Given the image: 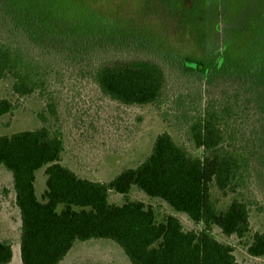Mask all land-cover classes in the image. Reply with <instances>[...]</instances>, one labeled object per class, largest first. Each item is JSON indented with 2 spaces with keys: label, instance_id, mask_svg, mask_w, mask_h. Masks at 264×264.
Listing matches in <instances>:
<instances>
[{
  "label": "trees",
  "instance_id": "16d2710c",
  "mask_svg": "<svg viewBox=\"0 0 264 264\" xmlns=\"http://www.w3.org/2000/svg\"><path fill=\"white\" fill-rule=\"evenodd\" d=\"M96 1L0 0V28L11 39L24 38L30 48L48 54L57 40L87 55L108 52L113 44H137L156 50L160 61L176 56L182 72L197 74L202 85L197 117L187 128L194 148L163 132L142 162L99 182L62 165L60 127L44 124L0 135V168L11 174L20 215L21 263L59 264L76 242L104 239L115 243L130 264H243L232 245L215 238V228L225 238L238 239L251 257H264V233L249 234V203L237 196L257 174V163L264 161V29L246 32V17H241L245 25L221 28L218 20L223 16L210 4L201 10L198 34L187 16L176 17V12L165 19L175 20L177 31L164 25V11H151L155 27L150 29L139 23L136 13L110 14L95 9ZM210 9L215 30L206 23ZM176 42L182 45L175 47ZM24 54L19 45L0 42V81L10 78L12 92L20 96L39 90L42 80L38 62L26 61ZM92 80L104 95L123 105H158L166 73L156 61L130 59L97 66ZM212 88L218 94L210 97ZM12 108L11 102L0 100V116ZM47 112L56 119L55 105L48 104ZM234 119L239 128H253L246 145L236 144L230 127ZM40 169L45 189L39 197L35 183ZM133 188L164 201L200 229L185 230L174 215L158 219L151 205L129 197ZM111 192L121 195L123 203L110 202ZM228 196L229 203L222 204ZM12 258L11 243L0 241V264Z\"/></svg>",
  "mask_w": 264,
  "mask_h": 264
},
{
  "label": "rangeland",
  "instance_id": "374dc122",
  "mask_svg": "<svg viewBox=\"0 0 264 264\" xmlns=\"http://www.w3.org/2000/svg\"><path fill=\"white\" fill-rule=\"evenodd\" d=\"M92 4L96 5L95 9L110 14L125 13L130 16L136 13L139 23L150 29L155 27L150 24L154 20L153 16H149L151 11H164V19L176 12V17L187 16L189 27L197 34L200 33L199 17L201 20L203 18L201 10L204 5L210 4L214 6L213 11L218 10L223 16V19L218 20L221 28L227 24L245 25L241 23V17H246V32L255 34L257 29H264V0H97ZM211 12L212 9L208 12L206 23L210 24V29L215 30L216 22L213 26ZM165 20L163 22L166 27L171 25L172 30L177 31L178 24H174L175 20ZM214 20H217L215 15ZM241 29L244 30V27ZM13 38L0 28L1 43L19 45L25 51L26 61L35 58V62H38L41 88L30 95L20 96L12 92L10 78L0 81V100L6 99L13 105L10 112L0 116V135L33 130L44 124L53 128L60 127L64 143L62 165L81 178L99 182L110 181L123 169L135 167L142 162L150 153L155 138L163 132L169 133L176 143L190 150L194 148L187 128L197 117L202 85H198L197 74L182 72L176 56H172L171 61H160L155 57L156 50L137 44H113L108 52L102 49L101 54L87 55L88 52H74L70 45L59 41L57 43V40L52 44L53 53L48 54L47 51L30 48L31 45L24 38ZM181 45L179 42L175 43V47ZM185 50L181 48L179 51ZM142 58L162 64L165 70V88L162 102L158 105H123L104 95L92 80V72L97 66ZM215 91V88L210 89L209 96H216L218 93ZM48 104L55 105L56 119L47 112ZM42 117L46 118L45 122ZM230 127L237 140L236 144L246 145L253 128L250 125L239 128L236 119L231 122ZM257 167L255 177L248 178L244 189L237 195L249 203V234L264 233V161L262 165L257 163ZM35 186L40 197L45 189L44 169L36 172ZM129 197L151 205L158 219L174 215L185 230L200 229L185 214L174 211L162 200L149 198L136 188L131 190ZM230 199L228 196L222 204L229 203ZM109 200L115 204L123 203V197L113 192L110 193ZM20 224L11 174L0 168V241H7L12 245L13 258L9 264H22L19 253ZM212 233L219 241L234 247V256L239 263L264 264V257L254 258L248 255L235 237L225 238L217 228ZM59 264L130 263L115 243L99 239L76 242Z\"/></svg>",
  "mask_w": 264,
  "mask_h": 264
}]
</instances>
